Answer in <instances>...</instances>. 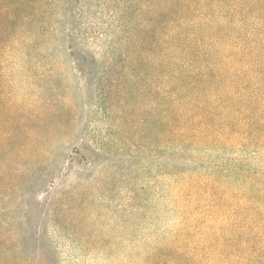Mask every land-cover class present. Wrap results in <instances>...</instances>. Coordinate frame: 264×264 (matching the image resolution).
I'll list each match as a JSON object with an SVG mask.
<instances>
[{"label":"rangeland","instance_id":"1","mask_svg":"<svg viewBox=\"0 0 264 264\" xmlns=\"http://www.w3.org/2000/svg\"><path fill=\"white\" fill-rule=\"evenodd\" d=\"M175 1L0 0L44 28L20 20L15 40L0 38V264H142L197 216L175 200L155 118L167 88L155 41ZM246 152L264 172V148ZM219 154L171 161L209 173Z\"/></svg>","mask_w":264,"mask_h":264},{"label":"trees","instance_id":"2","mask_svg":"<svg viewBox=\"0 0 264 264\" xmlns=\"http://www.w3.org/2000/svg\"><path fill=\"white\" fill-rule=\"evenodd\" d=\"M167 12L164 42L155 41L156 53L167 55L155 118L171 152L175 200L197 216L182 215L180 229L142 264H264V172L244 162L247 148H264V0H176ZM37 16L0 3V38L15 40L20 20L34 35L44 29L31 31ZM209 149L225 153L209 173L201 161L192 169L171 161ZM194 236L189 246L185 238Z\"/></svg>","mask_w":264,"mask_h":264}]
</instances>
